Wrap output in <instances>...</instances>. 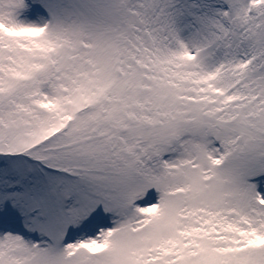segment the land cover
I'll use <instances>...</instances> for the list:
<instances>
[{
    "label": "snow or ice",
    "instance_id": "1",
    "mask_svg": "<svg viewBox=\"0 0 264 264\" xmlns=\"http://www.w3.org/2000/svg\"><path fill=\"white\" fill-rule=\"evenodd\" d=\"M0 264H264V0H0Z\"/></svg>",
    "mask_w": 264,
    "mask_h": 264
}]
</instances>
